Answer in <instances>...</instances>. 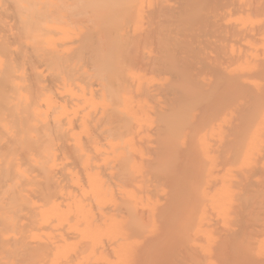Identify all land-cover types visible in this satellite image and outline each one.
Returning <instances> with one entry per match:
<instances>
[{"label":"bare ground","instance_id":"1","mask_svg":"<svg viewBox=\"0 0 264 264\" xmlns=\"http://www.w3.org/2000/svg\"><path fill=\"white\" fill-rule=\"evenodd\" d=\"M0 264H264V0H0Z\"/></svg>","mask_w":264,"mask_h":264}]
</instances>
